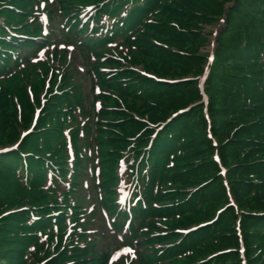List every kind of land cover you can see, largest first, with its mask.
Returning <instances> with one entry per match:
<instances>
[{
    "label": "trees",
    "instance_id": "16d2710c",
    "mask_svg": "<svg viewBox=\"0 0 264 264\" xmlns=\"http://www.w3.org/2000/svg\"><path fill=\"white\" fill-rule=\"evenodd\" d=\"M39 1L0 0V264H106L95 233L129 216L121 179H136L125 238L135 264H241V246L246 264H264V0H56L65 14L97 7L92 32L68 34L99 88L92 111L64 57L33 83L29 64L13 74V56L38 46L27 15ZM223 17L205 70L202 27Z\"/></svg>",
    "mask_w": 264,
    "mask_h": 264
},
{
    "label": "rangeland",
    "instance_id": "374dc122",
    "mask_svg": "<svg viewBox=\"0 0 264 264\" xmlns=\"http://www.w3.org/2000/svg\"><path fill=\"white\" fill-rule=\"evenodd\" d=\"M215 25L213 24V25H210V26H205V27H202V34L203 35H206V37L208 38V40H210V42L212 43V37L211 36H209V33L210 32H213L214 30H215ZM55 36H57L56 34H55ZM212 50V47H211V44H208V45H206L205 47H203L202 49H200V51H199V53L200 54H205L206 52H210ZM77 52V51H76ZM76 58H77V62L80 64L81 63V60H80V58L78 57V54H77V56H76ZM85 90H83V92H84ZM86 92H87V89H86ZM228 205L230 206V207H236V205H235V202H233V201H231V202H229L228 203Z\"/></svg>",
    "mask_w": 264,
    "mask_h": 264
}]
</instances>
